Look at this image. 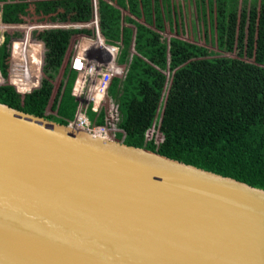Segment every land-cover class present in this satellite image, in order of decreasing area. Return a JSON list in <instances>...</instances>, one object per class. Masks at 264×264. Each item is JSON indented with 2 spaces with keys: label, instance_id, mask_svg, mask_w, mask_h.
Segmentation results:
<instances>
[{
  "label": "water",
  "instance_id": "95a60500",
  "mask_svg": "<svg viewBox=\"0 0 264 264\" xmlns=\"http://www.w3.org/2000/svg\"><path fill=\"white\" fill-rule=\"evenodd\" d=\"M0 264H264V191L0 104Z\"/></svg>",
  "mask_w": 264,
  "mask_h": 264
},
{
  "label": "trees",
  "instance_id": "16d2710c",
  "mask_svg": "<svg viewBox=\"0 0 264 264\" xmlns=\"http://www.w3.org/2000/svg\"><path fill=\"white\" fill-rule=\"evenodd\" d=\"M18 1L0 8L1 23L23 22L27 4ZM110 1L127 11L129 16L123 17V21L136 29V55L128 61L130 29L121 28L118 9L104 2L99 4L100 34L112 45L121 41L123 50L118 65H127L123 79L113 77L108 88V98L116 104L120 116L118 129L122 132L114 139L264 191V0H241L236 28L238 0H214L215 14H212L211 0L207 4L208 13L203 0L196 3L203 24L208 18L209 29L212 31L215 26L217 49L235 52L236 58L218 57L205 48L176 38L167 44L158 32L164 31L165 21L171 25L169 0ZM36 5L35 13L50 16L52 22L84 23L93 15L89 0H50ZM133 18L145 20L155 31L139 25ZM79 33L87 34L76 30L32 34L45 49L39 87L28 92L18 91L25 94L20 100L11 86L0 85V104L60 125L72 121L76 103L71 93L84 64L76 72L69 60L64 65L63 60L69 39ZM9 43L10 37L5 36L0 45V76L5 80ZM243 57L252 63L242 60ZM62 67L61 80L50 106L57 117L46 116L53 82ZM120 71L116 70V74ZM164 72L169 73L170 82L158 116L166 86ZM158 117L162 141L155 145L145 135ZM87 118L101 126L104 111L99 114L87 111Z\"/></svg>",
  "mask_w": 264,
  "mask_h": 264
},
{
  "label": "rangeland",
  "instance_id": "374dc122",
  "mask_svg": "<svg viewBox=\"0 0 264 264\" xmlns=\"http://www.w3.org/2000/svg\"><path fill=\"white\" fill-rule=\"evenodd\" d=\"M197 1L199 0H169L170 8L171 6L173 8V10L171 9V18H172L171 21L172 22H171V25L165 22L164 31L162 32V35H161L162 38L166 40L167 42L170 38L181 39L183 41H186L191 44L197 45L199 47L205 48L208 52L214 53L215 56L226 57V58H236L235 52L226 53L223 51H219L217 49L215 26H214V29H212L211 31L209 29L208 18L205 19L206 21L205 25L200 20L201 14L198 13L197 11V5H196ZM17 2L19 1L18 0H6V3H17ZM26 2L30 7L28 10V14L25 17H23L24 18L23 22L30 23V24L36 22L37 24L41 25L39 29L36 28L37 26L32 27V29L34 28L38 29V30H35L37 32L55 30L57 27H59L57 29L64 30V31L76 30L78 32L80 31L87 32V34L79 33V34L71 36V38L69 39L68 48L64 56L63 65L65 64L67 60H69L70 65L75 67L77 70L78 69L80 70L83 64L82 61L77 60L75 58L76 53H82L83 48L79 46L81 41L84 40L86 42V51L88 53L86 58H90L91 61H93L92 60L93 55L89 48L93 49L97 46L109 48L110 46H112V44H110L103 38V36L100 34V31H99V18H98L97 12L99 8V4L101 2H104L112 6L115 9H119V11L121 12V21H120L121 28L126 27L129 29H132L130 25L123 23V16L129 15V14L126 11H123L121 8H119L116 5L115 1L89 0L90 7L93 11V15H92V18L88 22H84V23L52 22L49 20L50 16L41 17L38 14L34 13L33 5L29 4L28 0ZM158 2H160V0H158ZM211 2L213 5L214 0H211ZM240 2L241 0L237 1V8H236L237 12H236V20H235V26H234L235 28L237 27L239 23V17H240L241 10H242V6ZM203 3L206 9V13H208V9H207L208 0H203ZM2 4L3 3L0 2V6ZM58 11L62 13V10H58ZM212 14H215L214 5L212 7ZM212 23L214 24L213 21ZM54 26H57V27H54ZM6 28L7 27L2 26V31L0 29V45L3 43V35L6 32L11 31L10 28L9 29H6ZM26 29H29V28H26ZM15 33H17L19 36L18 38H14L11 40V42L8 45L7 51L9 53V56H8L9 66H10L9 71H11L12 69H15L14 71L17 73L16 81L10 82V77L8 78L7 81H5V78H2L0 76V85L6 84L7 82L8 84H11V85L12 83L13 84L15 83V86L18 89V91L28 92L29 90H31V88L37 86L38 74L35 71H32V69L39 68V64H40L39 58L41 57V54L43 58L45 50L41 43L33 41L34 39L32 40L30 36L31 33L28 35V40H26V38L22 36L23 32H21V30L19 31L17 30L15 31ZM98 39H100V43L96 44ZM19 43H23V44H19ZM132 52L133 51H131L130 53ZM38 54H39V58L35 56ZM242 60L252 63V60H249L245 57H243ZM73 62L75 63L74 65H73ZM19 66H21L22 69H17ZM111 66L112 67H110V69L113 70V75H114L115 70L124 69V67L122 68L119 67L117 60L112 62ZM63 67L60 69L58 75L55 77V80L53 82V91H52L49 105L45 112L46 116L57 117L55 111H50L51 110L50 106L52 104L54 95L56 93V89L61 80V74H62ZM28 69H30L29 73L27 71ZM163 74L166 77V86L162 94V103H161L162 105L165 100V96H166V93L169 87V82H170L169 73L164 72ZM13 91L18 95L20 100L22 99L21 97L25 95L22 93H17L14 89ZM88 93H89L88 90L85 91V94L83 97H87ZM96 96L97 98L94 99L96 100L95 102L88 101V104L85 105L84 103L82 107H80L79 102L77 103V100H75L74 98L75 103H76L75 114L77 111H78L77 113L82 114V110H88V108L95 109L96 111L103 110L105 115H104L103 125L101 126L106 127L105 129H106L107 137L109 139H114L116 134L122 133L121 130L118 129V123L120 121V116L118 114L116 104L115 102H113L112 100L108 98V91L102 94V96H98V95ZM161 108L158 110V116H160L161 114ZM78 109H82V110H78ZM158 121H159V117L158 119L156 118L152 128L145 135L146 140L147 141L152 140L155 145L159 144L162 141V136L158 132V124H157Z\"/></svg>",
  "mask_w": 264,
  "mask_h": 264
},
{
  "label": "built area",
  "instance_id": "2783aa9c",
  "mask_svg": "<svg viewBox=\"0 0 264 264\" xmlns=\"http://www.w3.org/2000/svg\"><path fill=\"white\" fill-rule=\"evenodd\" d=\"M23 44V43H19ZM83 48L82 53H76L75 58L77 60L82 61V63L87 64L89 66L87 73L77 74L76 82L74 84V88L72 90V96L75 98V95L77 93H81L83 96L85 94V91H89L87 97L82 96V101H77L79 102L80 107L88 104V101H93L95 102L97 98L96 95L102 96V94L106 93L108 91L109 85L111 83L112 78L114 77L113 75V70L110 69L111 64L106 61L107 56L112 52L113 47L110 46L109 48L105 47H95L93 49L89 48L91 50V53L93 55L92 60L90 58H86L87 56V51H86V42L83 40L79 44ZM38 57V55H35ZM114 62V61H113ZM112 63V62H111ZM93 64H96L98 66V69H95L93 67ZM17 69H22L21 66H19ZM15 69H12L9 71L8 78L10 77V82H15L17 73L14 71ZM38 68H33L32 71H35L37 73ZM28 73L30 69L27 70ZM11 75V76H10ZM11 85V84H10ZM12 86L16 87L13 83ZM90 99V100H86ZM87 107V106H86ZM82 110V109H78ZM87 111H91L94 114H99V111H96L95 109L88 108V110H82L81 113H77L74 116V119L70 122H68L67 125L70 127H73L77 130L86 132L88 134H95L98 135L101 138H106L107 133H106V127L104 126H97L95 125L94 122L90 121L87 118Z\"/></svg>",
  "mask_w": 264,
  "mask_h": 264
},
{
  "label": "crops",
  "instance_id": "0c3cea01",
  "mask_svg": "<svg viewBox=\"0 0 264 264\" xmlns=\"http://www.w3.org/2000/svg\"><path fill=\"white\" fill-rule=\"evenodd\" d=\"M27 0H23V1H21V3H25V4H27V2H26ZM46 1H50V0H28V3L29 4H32L33 5V11H34V13H35V11H36V3H38V2H46ZM0 2H2V1H0ZM3 4L0 6V8L4 5V4H6V0L5 1H3L2 2ZM17 3H19V2H17ZM161 6V5H160ZM29 5L27 4V9H26V12H27V14H28V10H29ZM170 9H172L173 10V8H172V6H171V8ZM119 10V9H118ZM123 10V9H122ZM123 11H125V10H123ZM161 11H162V9H161ZM127 12V11H126ZM121 13V12H120ZM161 13H163V12H161ZM126 16H129V15H126ZM123 17H125V16H123ZM22 19H23V21H24V18L22 17ZM134 19V21L135 22H137L139 25H141V26H143V27H145V28H147V29H151V30H153V31H155L154 30V28L153 27H148L147 25H146V22H145V20H142V19H140V20H137V19H135V18H133ZM151 20H152V22L154 23V21H155V18H154V16H153V12L151 13ZM165 22H167V21H165ZM165 22H164V24H165ZM123 23H124V21H123ZM168 24H169V22H167ZM1 24H3V23H1L0 22V29H1V31H2V26H5V27H7L6 29H9L10 28V32H6L4 35H3V41H4V38H5V36H9L10 37V42H11V40L12 39H14V38H18V34L17 33H15V31H19V30H21V32H23V34H22V36H24V38H26V40H28V35L30 34V36H31V38H32V40H33V37H32V34H34V33H39V32H37V31H35V30H38L40 27H41V25H39L38 24V26L36 27V28H38V29H32V25L33 24H35V23H32V24H30V23H24V22H22V23H18V24H3V25H1ZM31 25V26H30ZM43 26V25H42ZM131 27H132V29H130V40H129V47H128V54H129V57H128V61H130L131 60V57L133 56V55H136V53H135V51H134V40H135V37H136V29L134 28V26L133 25H130ZM54 27H57V26H54ZM26 28H29V29H26ZM57 28H59V27H57ZM55 29V30H60V29ZM158 34H160V35H162V32H158ZM26 35V36H25ZM15 36V37H14ZM171 39V38H170ZM169 39V40H170ZM177 39V38H176ZM168 40V41H169ZM179 40H181V39H179ZM33 41H36V42H39V43H41L42 45H43V43L41 42V41H37V40H33ZM166 41V40H165ZM181 41H183V40H181ZM117 43H120L121 44V41H119V42H117ZM166 43L168 44V42L166 41ZM35 44V43H34ZM116 44V43H115ZM115 44H113L112 46H114ZM121 46V49L119 50V52H117V53H115V55H114V60H117V63H118V61H119V58H120V55H121V52H122V50H123V44H121L120 45ZM43 48H44V45H43ZM45 50V49H44ZM133 51L132 53H130L131 51ZM44 57V56H43ZM42 58V54H41V57H40V67H39V70L41 71L42 70V64H43V58ZM75 63L73 62V65H74ZM76 72H78L77 71V69L75 68V67H73V66H71ZM119 67H124V69H117V70H121L119 73H117L116 74V70L114 71V77H117V78H119V79H123V77L125 76V74H126V70H127V65L126 64H123V66L121 65V66H119ZM41 75H42V73H41ZM39 87V86H38ZM37 86L35 87V89H37L38 88ZM15 91L18 93V89L16 90L15 89ZM71 95H72V93H71ZM162 98H161V101H160V108H161V106H162ZM164 103V102H163ZM159 108V109H160ZM158 109V110H159ZM104 115H105V113H104ZM161 115V114H160ZM74 116H75V113H74ZM74 116H73V119H74ZM72 119V120H73Z\"/></svg>",
  "mask_w": 264,
  "mask_h": 264
},
{
  "label": "bare ground",
  "instance_id": "6f19581e",
  "mask_svg": "<svg viewBox=\"0 0 264 264\" xmlns=\"http://www.w3.org/2000/svg\"><path fill=\"white\" fill-rule=\"evenodd\" d=\"M100 43V39H98L97 40V42H96V44H99ZM95 45V44H94ZM121 44L120 43H116L114 46H113V49H112V52L107 56V58H106V61L107 62H109V64H111V62H113V61H115L114 60V55H115V53H117V52H119V50L121 49V46H120ZM84 64V63H83ZM93 67L95 68V69H98V66L96 65V64H93ZM88 68H89V66L87 65V64H84V70L83 71H81V72H78V73H81V74H85V73H87V70H88ZM82 94L79 92V93H77L76 95H75V97H76V100L77 101H82ZM86 100L88 101V100H90V99H87L86 98ZM92 136H96V137H99L98 135H95V134H92Z\"/></svg>",
  "mask_w": 264,
  "mask_h": 264
},
{
  "label": "clouds",
  "instance_id": "9594fccd",
  "mask_svg": "<svg viewBox=\"0 0 264 264\" xmlns=\"http://www.w3.org/2000/svg\"><path fill=\"white\" fill-rule=\"evenodd\" d=\"M35 24H33L32 26H38V24L36 23V22H34ZM113 47V46H112ZM40 54V53H39ZM39 54H38V58H39ZM40 59V58H39ZM10 67V66H9ZM9 67H8V71H7V78H6V80L5 81H7L8 80V74H9ZM37 74H38V86H39V84H40V80H41V77H42V75H41V71L39 70V68H38V70H37ZM41 76V77H40ZM77 78V77H76ZM75 82H76V80H75ZM7 85H9V86H11L14 90L15 89H17L16 87H14V86H12V85H10V84H8V82L6 83ZM75 84V83H74ZM73 88H74V86H73ZM73 90V89H72Z\"/></svg>",
  "mask_w": 264,
  "mask_h": 264
}]
</instances>
